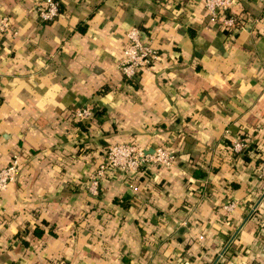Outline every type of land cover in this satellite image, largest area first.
Instances as JSON below:
<instances>
[{
    "label": "crops",
    "instance_id": "1",
    "mask_svg": "<svg viewBox=\"0 0 264 264\" xmlns=\"http://www.w3.org/2000/svg\"><path fill=\"white\" fill-rule=\"evenodd\" d=\"M43 1L0 0L18 29L0 35V166L20 161L0 191V264H264V3L236 0L230 30L203 0H60L50 21ZM131 26L160 56L126 81ZM120 141L176 159L90 194Z\"/></svg>",
    "mask_w": 264,
    "mask_h": 264
},
{
    "label": "built area",
    "instance_id": "2",
    "mask_svg": "<svg viewBox=\"0 0 264 264\" xmlns=\"http://www.w3.org/2000/svg\"><path fill=\"white\" fill-rule=\"evenodd\" d=\"M264 3V0H260ZM205 9L211 21L220 23L227 29H235L242 23L245 17L232 8L236 0H203ZM60 13V0H44L36 7V15L42 21H50ZM256 18H254L255 20ZM17 34L18 29L13 26L11 17L7 14L0 15V35ZM127 42L122 47L118 66L124 80L131 81L142 69L150 68L159 58V50L150 40L143 38L137 26H131L126 31ZM91 114L88 106L78 107L75 110V117L85 119ZM248 139L237 137L230 143L231 149L235 152L243 150L247 146ZM176 159L175 153L164 145H157L148 150L144 145L132 141H120L109 143L102 158L89 174L87 190L92 195L99 193L101 180L109 174L119 171L129 175L142 170L145 165L155 163L169 166ZM20 169V161L17 154H14L8 164L0 166V191L6 189L15 182ZM259 177L264 179V157L259 163ZM131 187L132 184L129 183ZM237 201L231 200L223 206L227 211H232ZM256 205H253L255 209ZM202 238V235H199Z\"/></svg>",
    "mask_w": 264,
    "mask_h": 264
},
{
    "label": "trees",
    "instance_id": "3",
    "mask_svg": "<svg viewBox=\"0 0 264 264\" xmlns=\"http://www.w3.org/2000/svg\"><path fill=\"white\" fill-rule=\"evenodd\" d=\"M35 232L38 233V234H41L42 233V230L41 229H35Z\"/></svg>",
    "mask_w": 264,
    "mask_h": 264
}]
</instances>
